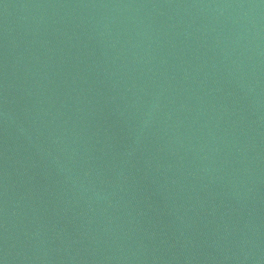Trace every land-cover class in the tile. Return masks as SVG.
Masks as SVG:
<instances>
[{
	"label": "water",
	"instance_id": "95a60500",
	"mask_svg": "<svg viewBox=\"0 0 264 264\" xmlns=\"http://www.w3.org/2000/svg\"><path fill=\"white\" fill-rule=\"evenodd\" d=\"M0 264H264V0H0Z\"/></svg>",
	"mask_w": 264,
	"mask_h": 264
}]
</instances>
